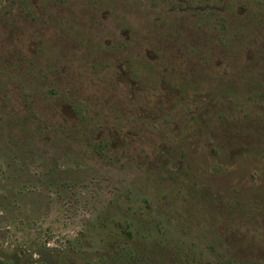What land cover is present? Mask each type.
<instances>
[{"label":"rangeland","instance_id":"1","mask_svg":"<svg viewBox=\"0 0 264 264\" xmlns=\"http://www.w3.org/2000/svg\"><path fill=\"white\" fill-rule=\"evenodd\" d=\"M149 263L264 264V0H0V264Z\"/></svg>","mask_w":264,"mask_h":264},{"label":"trees","instance_id":"2","mask_svg":"<svg viewBox=\"0 0 264 264\" xmlns=\"http://www.w3.org/2000/svg\"><path fill=\"white\" fill-rule=\"evenodd\" d=\"M147 251H150V249L149 248H147ZM150 252H152V251H150ZM125 254L122 256V257H120V258H114V257H111V261H113V262H121L122 260H127V261H129V259H130V261H134V263L136 262V261H138L139 262V260H140V256H139V254L138 253H133L132 251H125L124 252ZM132 253H133V255H132ZM128 256H129V258H128ZM110 259V258H109ZM159 259H161L160 257H159ZM150 264V263H149Z\"/></svg>","mask_w":264,"mask_h":264},{"label":"flooded vegetation","instance_id":"3","mask_svg":"<svg viewBox=\"0 0 264 264\" xmlns=\"http://www.w3.org/2000/svg\"><path fill=\"white\" fill-rule=\"evenodd\" d=\"M151 253L153 254L154 257H159V252L158 251H155V252L152 251Z\"/></svg>","mask_w":264,"mask_h":264}]
</instances>
